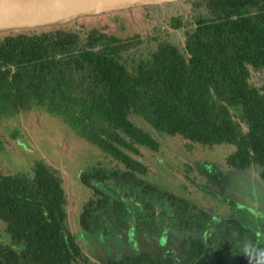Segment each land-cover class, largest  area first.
Returning a JSON list of instances; mask_svg holds the SVG:
<instances>
[{
	"label": "trees",
	"instance_id": "16d2710c",
	"mask_svg": "<svg viewBox=\"0 0 264 264\" xmlns=\"http://www.w3.org/2000/svg\"><path fill=\"white\" fill-rule=\"evenodd\" d=\"M191 6L197 13L181 48L162 40L132 67L123 54L141 42L138 33L121 37L98 25L79 31L66 21L0 30V150L4 136L19 137L20 113L43 112L104 160L78 172L88 194L74 223L84 235L171 230L179 237L175 264H254L244 248L264 249L255 230L236 217L214 219L148 181L141 161L158 151L156 133L188 146H223L222 172L255 166L264 181V85L252 80L264 75V0ZM172 20L177 28L179 17ZM63 183L59 167L40 154L24 170H0V264H170L147 250L92 260L65 225Z\"/></svg>",
	"mask_w": 264,
	"mask_h": 264
},
{
	"label": "rangeland",
	"instance_id": "374dc122",
	"mask_svg": "<svg viewBox=\"0 0 264 264\" xmlns=\"http://www.w3.org/2000/svg\"><path fill=\"white\" fill-rule=\"evenodd\" d=\"M193 1L161 0L141 4L134 9H120L126 14L122 20L120 12L98 13L69 19L63 26L75 27L79 31L97 25L104 26L107 32L121 37L138 33L141 42L123 54L127 67H132L135 60L146 56L162 40H168L181 48L183 32L192 27L193 17L197 13L191 6ZM175 17H179L180 23L177 28H171ZM252 80L257 86L264 85V75L252 73ZM18 118L16 124L21 128L19 137L9 141L4 136L5 147L0 150V170L4 173L24 170L36 154L56 164L63 173L67 197L64 206L65 225L76 236L86 255L102 262L108 257L118 258L127 253L147 250L158 257L170 258V264H175L179 258V237L171 230L156 235L131 228L115 237H92L79 231L75 227L74 215L88 191L79 183L78 172L86 162L104 160L96 152H90V148L65 124L43 112L20 113ZM153 135L159 142L158 151L141 155V161L147 167L148 181L188 198L208 210L214 219L230 215L238 218L255 230L259 240L264 242V182H258L252 174L249 179L248 176L244 178L231 172H222L220 159L223 146L205 149L188 146L178 137Z\"/></svg>",
	"mask_w": 264,
	"mask_h": 264
},
{
	"label": "water",
	"instance_id": "95a60500",
	"mask_svg": "<svg viewBox=\"0 0 264 264\" xmlns=\"http://www.w3.org/2000/svg\"><path fill=\"white\" fill-rule=\"evenodd\" d=\"M161 0H0V30H22Z\"/></svg>",
	"mask_w": 264,
	"mask_h": 264
},
{
	"label": "clouds",
	"instance_id": "9594fccd",
	"mask_svg": "<svg viewBox=\"0 0 264 264\" xmlns=\"http://www.w3.org/2000/svg\"><path fill=\"white\" fill-rule=\"evenodd\" d=\"M244 253L249 256L250 261L254 260V264H264V249L245 246Z\"/></svg>",
	"mask_w": 264,
	"mask_h": 264
},
{
	"label": "flooded vegetation",
	"instance_id": "af4514ba",
	"mask_svg": "<svg viewBox=\"0 0 264 264\" xmlns=\"http://www.w3.org/2000/svg\"><path fill=\"white\" fill-rule=\"evenodd\" d=\"M256 85V84H255ZM263 85V84H262ZM257 86V85H256ZM244 128V127H243ZM232 174H234V175H238V176H241V177H243L244 175H245V177L246 176H249V175H251L252 174V176L253 175H255L256 177H257V179H258V182H264V181H262L261 179H260V177H259V174H258V169L255 167V166H251L249 169L247 168L243 173L242 172H240V173H232ZM255 176H253V177H255ZM249 179H250V177H249ZM258 185V184H257ZM259 187V186H258ZM260 188V187H259ZM258 206L260 207V208H262L261 206H260V204H258ZM230 216H232V215H230ZM233 217V216H232ZM1 223V222H0ZM2 224V223H1ZM2 228H3V224H2ZM0 236H4V231H3V234L2 235H0Z\"/></svg>",
	"mask_w": 264,
	"mask_h": 264
},
{
	"label": "crops",
	"instance_id": "0c3cea01",
	"mask_svg": "<svg viewBox=\"0 0 264 264\" xmlns=\"http://www.w3.org/2000/svg\"><path fill=\"white\" fill-rule=\"evenodd\" d=\"M238 176V175H237ZM245 178V175L243 176Z\"/></svg>",
	"mask_w": 264,
	"mask_h": 264
},
{
	"label": "bare ground",
	"instance_id": "6f19581e",
	"mask_svg": "<svg viewBox=\"0 0 264 264\" xmlns=\"http://www.w3.org/2000/svg\"><path fill=\"white\" fill-rule=\"evenodd\" d=\"M249 177V176H248Z\"/></svg>",
	"mask_w": 264,
	"mask_h": 264
}]
</instances>
